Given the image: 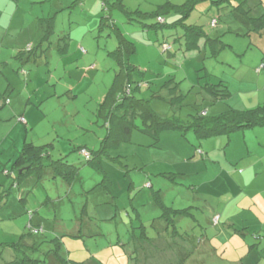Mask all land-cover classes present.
Here are the masks:
<instances>
[{
	"label": "rangeland",
	"instance_id": "1",
	"mask_svg": "<svg viewBox=\"0 0 264 264\" xmlns=\"http://www.w3.org/2000/svg\"><path fill=\"white\" fill-rule=\"evenodd\" d=\"M167 1L186 0L123 3L152 12ZM103 6L102 0H0V93L8 98L0 108V196L11 190L0 207V241H17L41 219L45 233L26 240L40 264H64L55 259L57 236L61 254L83 264H264V127L202 139L192 130L164 129L156 144L135 128L131 139L110 149L118 161L104 154L106 185L103 172L73 152L99 149L107 133L97 108L117 69L114 22L136 44L129 60L144 71L137 95L159 117L185 123L204 109L214 116L264 105V30L251 31L248 19L229 5L202 2L187 23L203 25L228 44L221 42L223 50L214 55L205 38L186 48L181 25L142 30L119 9L100 30ZM259 7L255 15L264 11ZM49 17L55 28L43 41ZM221 81L231 93L215 102L203 86ZM171 82L183 95L179 104L169 101ZM26 140L52 144L53 159L68 154L79 177L68 183L46 168L37 183L30 177L11 187ZM157 190L167 205L188 209L175 235L159 217Z\"/></svg>",
	"mask_w": 264,
	"mask_h": 264
},
{
	"label": "trees",
	"instance_id": "2",
	"mask_svg": "<svg viewBox=\"0 0 264 264\" xmlns=\"http://www.w3.org/2000/svg\"><path fill=\"white\" fill-rule=\"evenodd\" d=\"M102 1L105 15L101 18L100 30H103L106 26L105 20L113 21L111 10L119 9L128 20L131 22L134 21L142 30H150L161 25L170 28L181 25L184 29L182 37L184 38L186 48L199 47V40L205 38L210 43L214 55H218L223 50L224 46L221 42L225 46L228 44H225L221 40V36L211 37L203 25L187 23V18L200 3L211 2L221 8H224V5H229L237 16L248 19L251 31L261 32L264 30V11L258 15L253 13L254 9L258 6L264 10V1H259L258 4H251L250 0H240L237 4L233 3L234 0H186L181 4H174L171 1H167L159 5L152 12H143L140 9H129L125 6L123 0ZM172 15H176L177 17L171 23H167L165 21L166 17ZM159 18H162L163 21L160 22ZM47 20L48 22L45 28L47 34L45 33L43 41L48 38L49 32H54L53 18L49 17ZM210 24L212 27H215L218 24L217 18L212 19ZM112 26L117 33V47L111 54L116 59L117 69L115 70L112 87L106 92V95L98 104L97 115L104 121L107 135L104 137L99 150H90L87 148L91 155L88 159H85L92 167L96 169L100 168L104 171L101 162V157L104 154L113 158V161H118L115 160L116 157H111L110 149L125 140H129L135 128L145 131L153 129L155 132L153 137L155 142H157L160 131L164 129L177 130L183 134L192 130L199 139H202L212 135H230L241 128L264 127V105L246 110H238L232 107L214 116H208L207 113L203 114L202 111H197L194 120L188 123H185L180 118L163 119L159 117L155 114L150 102L137 95L142 85H144L141 79L144 71L129 60L130 55L135 51V42L122 33L116 25V22ZM247 35H250V31L247 32ZM170 84H173V82L168 83V86H171L169 89V101L172 104L181 103L183 95L180 92L179 86L176 83L173 86ZM203 87L209 92V95H211L212 100L215 102L225 100L231 93L227 83L224 84L222 81L215 84L206 82ZM7 101L6 94L0 93V108ZM52 148V144L36 145L32 142L25 141L13 165L15 175L11 187H18L23 179L28 177H35L40 181L46 168L51 170L54 178L60 176L66 179L67 182L73 183L78 178L79 166L69 163L65 156L53 159L51 155ZM82 148L86 147L79 148V151ZM104 174L105 177L102 183L106 185L107 174L105 171ZM172 178L175 179L174 176ZM10 191V189L6 190L4 194L2 192L0 198L4 201ZM156 199L159 207L162 209L160 218L165 221L167 229L170 227L173 229L172 234L175 235L178 232L176 221L178 217L184 216L185 213L189 214L188 209L174 208L173 206L167 205L161 197L160 190H157ZM34 229H38V231L35 232ZM44 231L45 229L41 225L29 223L28 232L23 234L17 241L6 244L0 242V244L12 249L11 251L15 255L13 264H40L41 260L32 258L28 253L29 248H34L35 245L28 243L26 240L27 236L33 238L36 235L44 234ZM52 241L54 242L53 251L55 259L62 261L64 264H83L61 254L63 244L61 236L55 237Z\"/></svg>",
	"mask_w": 264,
	"mask_h": 264
},
{
	"label": "crops",
	"instance_id": "3",
	"mask_svg": "<svg viewBox=\"0 0 264 264\" xmlns=\"http://www.w3.org/2000/svg\"><path fill=\"white\" fill-rule=\"evenodd\" d=\"M112 1H114V0H112ZM259 1H263V0H250V3L252 4H258L259 3ZM256 15H258V14H256ZM177 16H175V18H176ZM53 18V17H52ZM53 21H54V18H53ZM101 23V22H100ZM178 26V25H177ZM176 27V26H175ZM54 28H55V21H54ZM126 36V35H125ZM62 48H66V45H63L62 46ZM82 50L84 51V52H86L83 48H82ZM92 67H94V65H92ZM106 94H104L103 96H102V99L104 98V96H105ZM169 97V96H168ZM102 101V100H101ZM100 101V102H101ZM99 102V103H100ZM25 111H26V109H25ZM27 112V111H26ZM202 112H204L203 114H206L207 112H206V109H204ZM28 116V115H27ZM29 122H30V125H31V121H30V119H28V117H27V119H26V123L25 124H29ZM97 122H99V121H97ZM106 127V126H105ZM134 131V130H133ZM133 131H132V133H133ZM142 131H145V130H142ZM147 132L148 133H150L152 136L153 135H155V132H154V130L153 129H151V130H147ZM161 132V131H160ZM132 133H131V136H132ZM106 135H107V133H106ZM105 135V136H106ZM160 133H159V140L157 141V142H159L160 141ZM196 135V134H195ZM104 136V137H105ZM197 136V135H196ZM198 137V136H197ZM154 138V137H153ZM104 139V138H103ZM103 139L101 140V146H102V141H103ZM130 139H131V137H130ZM27 141V140H26ZM32 142V141H31ZM157 142H153V144H156ZM32 143H34V142H32ZM34 144H36V143H34ZM46 144H50V143H46ZM37 145V144H36ZM81 147H84V146H81ZM81 147H76L74 150H73V152H80L79 151V148H81ZM87 148V147H86ZM101 148V147H100ZM99 148V149H100ZM99 149H97V150H99ZM22 150V149H21ZM20 153V152H19ZM110 155H111V153H110ZM62 156H65L66 157V159H67V161L69 162V163H72V162H70L69 161V159H68V154H65V155H62ZM103 156L104 155H102V157H101V162H102V168L104 169V166H103ZM108 156V155H107ZM113 155H111V157H112ZM120 155H117V156H113V157H116V159L115 160H118L120 157H119ZM109 157V156H108ZM109 159L111 160H113V158H110L109 157ZM116 162V161H115ZM72 164H74V163H72ZM88 164V163H87ZM96 169V168H95ZM96 170H98V171H101V172H103V174H104V171H105V169H104V171H102L100 168L99 169H96ZM240 173L242 172V171H239ZM106 174H107V172H106ZM58 177H60V176H58ZM78 177H79V173H78ZM104 177H105V174L103 175V179H104ZM28 178H30V177H28ZM28 178H24L23 179V181H25L26 179H28ZM34 179H35V181H36V183L38 182V180L35 178V177H33ZM62 178V177H61ZM63 180H65L66 181V179H64V178H62ZM103 181V180H102ZM102 181L100 182V183H102ZM107 181H109V178H108V175H107ZM106 181V182H107ZM67 182V181H66ZM69 183V182H68ZM13 184V183H12ZM49 197V196H48ZM47 197V199H46V204L48 203V201H51L52 199H51V197H49L48 198ZM25 198V197H24ZM24 198L22 199V200H24ZM0 205L2 206L3 205V203L5 202V201H3L2 200V198H0ZM135 209H137V208H135ZM137 214H138V218L140 219L141 217H140V212L137 210ZM161 215V214H160ZM160 217V216H159ZM162 219V218H161ZM31 220H34V218L32 217L31 218ZM164 221V220H163ZM42 220L40 219V221H36V225H41V227H43L44 228V226L42 225ZM165 222V221H164ZM30 223H32V222H30ZM33 224V223H32ZM143 237H144V235H142ZM1 242V241H0ZM4 244H6V243H8V242H6V241H2ZM12 249L10 248V247H5V245L3 246V245H1L0 244V264H13V261H14V259H15V255L13 254V252L11 251Z\"/></svg>",
	"mask_w": 264,
	"mask_h": 264
},
{
	"label": "built area",
	"instance_id": "4",
	"mask_svg": "<svg viewBox=\"0 0 264 264\" xmlns=\"http://www.w3.org/2000/svg\"><path fill=\"white\" fill-rule=\"evenodd\" d=\"M159 21L162 22L163 19H162V18H159ZM164 45H165V49L170 48V46H168L167 44H164ZM80 153H81L82 155H84L86 159H88V158L90 157V155H91L90 152H89V150H88L87 148H82V149L80 150ZM217 220H218V218H215V219H214L215 222H217ZM34 231L37 232L38 229H34Z\"/></svg>",
	"mask_w": 264,
	"mask_h": 264
}]
</instances>
